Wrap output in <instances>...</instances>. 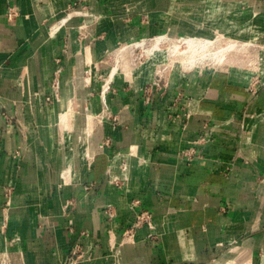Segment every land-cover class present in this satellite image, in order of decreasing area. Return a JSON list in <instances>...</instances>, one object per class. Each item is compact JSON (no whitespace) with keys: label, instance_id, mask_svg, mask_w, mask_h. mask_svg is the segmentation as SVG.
<instances>
[{"label":"crops","instance_id":"1","mask_svg":"<svg viewBox=\"0 0 264 264\" xmlns=\"http://www.w3.org/2000/svg\"><path fill=\"white\" fill-rule=\"evenodd\" d=\"M158 35L264 44V0H0V264H264V63L139 78Z\"/></svg>","mask_w":264,"mask_h":264},{"label":"rangeland","instance_id":"2","mask_svg":"<svg viewBox=\"0 0 264 264\" xmlns=\"http://www.w3.org/2000/svg\"><path fill=\"white\" fill-rule=\"evenodd\" d=\"M153 39V38H152ZM142 40L133 43L127 50L131 70L139 77L163 75L170 69H201L240 65L248 68L264 63V44L241 42L222 36L210 38L213 42L207 48L189 47L175 37L166 35L157 40ZM141 42V43H140ZM225 49L210 57L209 53ZM254 68V67H253Z\"/></svg>","mask_w":264,"mask_h":264},{"label":"bare ground","instance_id":"3","mask_svg":"<svg viewBox=\"0 0 264 264\" xmlns=\"http://www.w3.org/2000/svg\"><path fill=\"white\" fill-rule=\"evenodd\" d=\"M83 15L84 16H86V18H88V17H91L92 16V13L91 12H88V11H86V12H83ZM166 35H158V36H156V37H154L153 39H155V40H157L158 41V39H160V38H163V37H165ZM179 38V41L181 42H183V43H185L187 46H189V47H201L202 49L204 48H207V46L208 45H210L213 41L211 40V39H205V38H199V37H191V36H178ZM152 39V40H153ZM177 39V38H176ZM136 43H138V42H135V44ZM141 43V42H140ZM245 43H247V42H245ZM123 49H125V48H123ZM223 49H225V47H223V48H221V49H219V50H217V51H214V52H211V53H209V55H210V57H213V56H215V54L217 53V52H219V51H221V50H223ZM80 64V63H79ZM82 64V63H81ZM86 67V66H85ZM83 69V68H82ZM110 70V69H109ZM108 70V71H109ZM108 73V72H107ZM107 78V77H106ZM105 81V80H104ZM108 83H110V82H108ZM103 85V84H102ZM66 116V115H65ZM62 119V118H61ZM66 119V118H65ZM88 138V137H87ZM67 171V170H66ZM68 173V172H67ZM3 236V235H2ZM2 241V240H1ZM0 245H1V243H0ZM2 252V251H1ZM5 252V251H4ZM6 257V256H5ZM1 258V257H0ZM5 263H6V261H5Z\"/></svg>","mask_w":264,"mask_h":264},{"label":"built area","instance_id":"4","mask_svg":"<svg viewBox=\"0 0 264 264\" xmlns=\"http://www.w3.org/2000/svg\"><path fill=\"white\" fill-rule=\"evenodd\" d=\"M169 37H173V36H169ZM175 38H179L178 36H174ZM173 37V38H174ZM156 76H158V78L160 77L159 74L156 73ZM160 80L158 79L157 82H159ZM264 83H261V82H257V81H253V85L257 86V85H262ZM52 88H53V91L56 92V94L58 93L57 92V89H58V84H53L51 85ZM106 88H108V86H106ZM104 92V91H103ZM208 140V137L207 136H202L200 137L199 139H197L195 142L198 143V142H203V141H207ZM108 214L109 216H111V212L108 210ZM148 220H149V214L145 211V212H140L139 214H137L135 216V220H134V223H133V228L135 229L136 226H139V225H142L144 223H148Z\"/></svg>","mask_w":264,"mask_h":264}]
</instances>
